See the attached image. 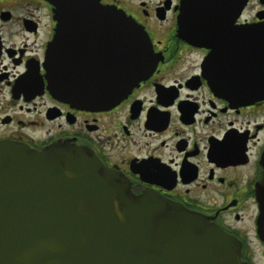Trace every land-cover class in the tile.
<instances>
[{
  "label": "flooded vegetation",
  "instance_id": "flooded-vegetation-1",
  "mask_svg": "<svg viewBox=\"0 0 264 264\" xmlns=\"http://www.w3.org/2000/svg\"><path fill=\"white\" fill-rule=\"evenodd\" d=\"M66 1L59 20L50 0H0V143L87 148L126 179L131 195L203 215L241 244L243 264H264L256 195L264 177V0L210 19L204 46L180 34L182 0H98L138 26L148 67L123 99L102 108L50 90L58 32L64 81H109L114 72L112 22Z\"/></svg>",
  "mask_w": 264,
  "mask_h": 264
},
{
  "label": "water",
  "instance_id": "water-1",
  "mask_svg": "<svg viewBox=\"0 0 264 264\" xmlns=\"http://www.w3.org/2000/svg\"><path fill=\"white\" fill-rule=\"evenodd\" d=\"M61 19L66 0H50ZM248 0H182L180 34L204 46L218 13ZM89 5L115 31L109 81L73 83L61 72L60 32L49 51V83L58 98L84 108L111 106L146 76L138 26L98 0ZM225 19V18H224ZM220 87V83H218ZM264 169V158L262 162ZM126 179L89 149L56 143L41 151L0 143V264H243L241 244L197 212L157 195L135 197ZM264 240V177L258 185Z\"/></svg>",
  "mask_w": 264,
  "mask_h": 264
}]
</instances>
